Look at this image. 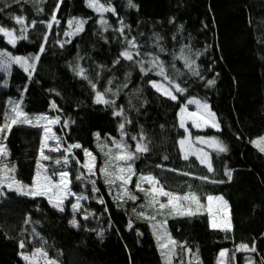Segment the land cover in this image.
Instances as JSON below:
<instances>
[{"label":"trees","instance_id":"trees-1","mask_svg":"<svg viewBox=\"0 0 264 264\" xmlns=\"http://www.w3.org/2000/svg\"><path fill=\"white\" fill-rule=\"evenodd\" d=\"M192 98L219 121L190 128L211 139V168L180 146L179 114ZM18 110L58 119L57 153ZM263 138L264 0H0V264L34 255L38 264H168L158 224L175 242L170 264L192 255L221 264L222 250L227 264H264ZM44 151L62 158L43 160ZM40 161L54 178L68 173L62 207L33 194ZM118 165L132 168L126 195L110 178ZM144 176L194 196L199 212L156 210L138 187ZM76 195H85L78 208ZM218 195L229 228L212 225L207 204Z\"/></svg>","mask_w":264,"mask_h":264},{"label":"rangeland","instance_id":"rangeland-1","mask_svg":"<svg viewBox=\"0 0 264 264\" xmlns=\"http://www.w3.org/2000/svg\"><path fill=\"white\" fill-rule=\"evenodd\" d=\"M92 5H97L95 1H91ZM99 8L102 7L99 5ZM10 41L14 44L15 40L12 34H8ZM15 62L26 72H30L33 68L29 57L19 55L15 58ZM153 86L160 91L162 94L171 98H176L173 90L161 81H154ZM22 117L27 122L31 123L33 120L37 124L43 125L45 130V149L48 151L56 152L59 148L58 143L60 142L59 136L56 134L55 125L58 123L56 117L49 115L38 116L34 119H30L28 116H24L23 113L18 110L16 118ZM181 126L186 132L184 139L180 141V146L185 157L195 155L204 165L208 168L212 167L211 157L207 147H211V139H205L200 137H193L190 133V128L197 130H204L208 128L219 129V121L215 112L211 109L210 105L199 98L190 99L182 108L179 114ZM261 146L264 144V138L258 141ZM57 153V152H56ZM62 158L60 155L56 158L50 156L46 151L42 154V159L47 161L56 160L59 161ZM59 159V160H58ZM97 163L96 158L92 153L88 152L87 161L85 167L91 171L94 169ZM48 165L43 161L38 163L37 174L33 182V194H43L47 196L54 206L62 207L64 199L72 193L70 189V181L67 172H59L57 178H54L48 172ZM132 168L124 165H118L110 175L112 181L120 185L118 191L121 195H126L130 191ZM138 187L141 189H147L151 195V202L156 210H164L168 207L177 214H188L199 212V207L194 203L195 197H180L177 194H173L163 188L156 179L144 176L138 183ZM31 188V187H30ZM77 196V195H76ZM85 198L83 196H77L75 199L74 207L78 208L81 200ZM207 209L211 217L213 226L229 228L230 226V211L228 204L224 197L211 196L208 200ZM77 222V221H76ZM164 223V222H163ZM155 233L161 246L164 248L167 263L170 264L174 257L175 242L166 232L163 224H158L155 227ZM227 250H222L219 258L221 264H227ZM38 255V254H36ZM30 262L32 264H38L39 259L31 256ZM189 264H196L197 258L192 255L190 258H186ZM42 261V260H41ZM47 264H55L51 261L46 262Z\"/></svg>","mask_w":264,"mask_h":264}]
</instances>
